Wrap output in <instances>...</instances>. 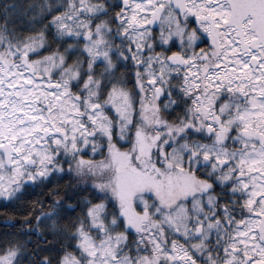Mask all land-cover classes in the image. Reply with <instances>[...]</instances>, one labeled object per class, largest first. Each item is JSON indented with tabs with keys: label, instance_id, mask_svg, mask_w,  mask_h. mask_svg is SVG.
<instances>
[{
	"label": "snow or ice",
	"instance_id": "snow-or-ice-1",
	"mask_svg": "<svg viewBox=\"0 0 264 264\" xmlns=\"http://www.w3.org/2000/svg\"><path fill=\"white\" fill-rule=\"evenodd\" d=\"M0 264H264V0H5Z\"/></svg>",
	"mask_w": 264,
	"mask_h": 264
},
{
	"label": "trees",
	"instance_id": "trees-1",
	"mask_svg": "<svg viewBox=\"0 0 264 264\" xmlns=\"http://www.w3.org/2000/svg\"><path fill=\"white\" fill-rule=\"evenodd\" d=\"M4 2L5 0H0V4ZM17 2L27 3V0H17ZM39 193L40 189H36L34 192L26 195L22 200L8 206L0 202V239L16 232L22 222L23 216L29 210L30 202L35 200L39 196Z\"/></svg>",
	"mask_w": 264,
	"mask_h": 264
}]
</instances>
